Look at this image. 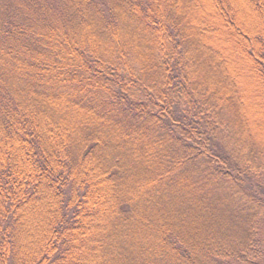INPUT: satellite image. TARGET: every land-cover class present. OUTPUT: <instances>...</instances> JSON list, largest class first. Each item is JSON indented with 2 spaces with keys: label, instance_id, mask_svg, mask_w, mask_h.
<instances>
[{
  "label": "trees",
  "instance_id": "1",
  "mask_svg": "<svg viewBox=\"0 0 264 264\" xmlns=\"http://www.w3.org/2000/svg\"><path fill=\"white\" fill-rule=\"evenodd\" d=\"M0 264H264V0H0Z\"/></svg>",
  "mask_w": 264,
  "mask_h": 264
}]
</instances>
